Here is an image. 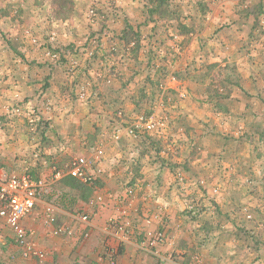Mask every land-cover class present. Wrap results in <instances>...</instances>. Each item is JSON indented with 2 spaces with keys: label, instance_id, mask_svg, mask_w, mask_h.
Instances as JSON below:
<instances>
[{
  "label": "crops",
  "instance_id": "1",
  "mask_svg": "<svg viewBox=\"0 0 264 264\" xmlns=\"http://www.w3.org/2000/svg\"><path fill=\"white\" fill-rule=\"evenodd\" d=\"M236 1L235 7L229 0L220 1L212 12L213 22L205 25L198 39L191 38V34L175 35L177 44H182L184 38L187 44L184 55L178 54L177 47L169 48L175 58L169 67L182 71L196 58L205 63L227 58L238 68L242 81L229 87L222 107L198 108L191 102L179 116L171 115L173 105L168 107L172 123L169 132L139 133L136 137L125 134L136 115L134 94L141 89L143 77L152 80L142 37L137 56L131 59L117 52L103 56L108 41L113 45L119 32L107 38L99 35V47L88 60L89 66H83V54L77 55L76 73L71 78L63 68H37L14 58L13 68L7 71L10 89L6 87L5 91V84L0 85V107L13 94L27 97L46 127L32 131L24 118L0 117V179L12 172H25L32 178L49 180L53 169H65L75 157L86 158L101 174L95 187L87 186L89 195L71 188L63 179L38 195L34 209L22 224L34 247L44 253L42 258L25 255L0 218V264H195L194 254L199 255V264H264V77L258 78L256 68L264 69V37L238 41L235 13L241 7ZM226 16L229 22L224 24ZM173 24L174 20L169 21L166 27ZM122 29L119 26L120 32ZM235 44L241 46L238 52ZM24 58L28 59L26 54ZM94 58L105 61L110 84L92 81L87 84V99L79 100L73 94L72 82L85 81L87 69L90 74L96 70ZM153 76L157 77L156 73ZM189 88L198 92L194 86ZM171 91L178 93V89ZM242 122L249 125L245 128L249 129L247 136L236 139L235 124L240 126ZM203 128H210V133L204 134ZM117 131L121 135L115 140ZM96 150L102 151L99 163L95 162ZM176 170L187 179L193 175L192 179L221 187L222 193L215 201L217 218L206 224V230L191 226L182 216ZM241 174L247 177L235 180ZM245 186L253 191L248 196L258 205L255 209L259 214L253 213L251 221H245L239 211L235 213V189L243 190ZM129 189L132 195L127 194ZM96 195L102 201L90 205L89 200ZM129 201L131 227L126 237L109 221ZM48 206L55 218L51 226L43 223ZM85 213L88 221L83 223L79 217ZM243 221L245 232L240 228ZM140 227L149 233L164 232L168 242L146 250L145 238L139 236ZM59 228L63 233L53 235L52 231ZM210 230L214 233L208 241L200 238V231Z\"/></svg>",
  "mask_w": 264,
  "mask_h": 264
},
{
  "label": "rangeland",
  "instance_id": "2",
  "mask_svg": "<svg viewBox=\"0 0 264 264\" xmlns=\"http://www.w3.org/2000/svg\"><path fill=\"white\" fill-rule=\"evenodd\" d=\"M153 1L0 0V85L5 84L3 86L5 91H7V88L10 89L7 86V71L13 68L14 58L23 60L25 65H33L37 68L42 66L52 69L63 68V73L67 77H74L78 64V60L74 58L83 54L84 60H86L83 61L85 63L83 66H89V61L92 60L94 52L99 47V35L107 38L108 34L119 32L115 36V45L109 44L108 41V47L104 48L105 53H103V56L117 52L134 59L137 54L135 56L131 53L133 46H125L121 37L124 31L130 27L135 33H139L140 38H143L141 41L142 45H145L144 51L146 57H148L147 66L150 69L149 71L152 72V80H150V76L143 77L141 89L134 94L135 101L133 102L136 108L133 113L135 112L136 115H133L134 120L130 125L134 126L142 123L146 118L154 115L156 120L154 128L141 134L169 132L172 123L169 117L170 114L166 109L171 105L174 106L171 111L172 116L175 114L179 116L187 108V103L191 102L195 103L198 108L208 106V108L215 109L217 106L222 107L221 102L225 99V96H228L229 87L233 84L236 86L242 81L238 68L228 62L227 58H220L219 62L212 63L210 61L201 62L199 58H196L194 62L186 63L187 67H190V71L186 69L187 67L184 68V65L185 70L182 68V71L177 69L172 71L169 67L175 63V58L171 55L169 48L173 46L172 48L176 49L177 47L179 49L178 54L184 55L185 43L187 44L185 38L182 44H177L178 41L175 38V35L178 36L176 19L191 29V38L198 39L205 25L210 21L213 22L212 12L222 0H168L169 8L176 14L168 20L149 15V11L154 5ZM229 4L235 7V0H229ZM236 4L241 7L235 13V37H240L238 41H251L250 37L252 38V36L263 38L264 0H237ZM228 19V16H226L223 23L227 24ZM172 20L175 24L172 27L169 25L166 27L168 22ZM113 26H116L115 29H113ZM119 26L123 28L121 32ZM155 35H157V39L154 37ZM154 44L158 46L155 48ZM240 47V45L235 44V51L238 52ZM25 54L27 60L24 58ZM146 57L143 58L145 63H147ZM10 58L12 59L9 60ZM92 62L96 63L94 65L96 70L90 74L87 69L88 73L85 81L75 79L72 82L75 85L73 94L79 100L87 99V89L89 87L87 84L92 81L101 82L103 80L102 82L106 81V84H110L109 70L104 65L105 61L95 59ZM256 68L259 69V73L264 70L263 67ZM153 73H156L157 77H154ZM259 73L257 74L258 78H263L264 74L260 75ZM257 75L255 78H257ZM163 76H165L164 79ZM248 78L251 79V77ZM190 86L196 87L198 92H191ZM146 89L150 90L149 94L145 93ZM174 89H178L177 94L172 93L171 90ZM92 97L94 98L96 95L92 94ZM5 99L6 102L4 103L7 105L4 104L0 107V117H21L26 120L32 131H43L46 124L42 122L36 108L27 102V97L19 98L18 95L13 94L12 97ZM242 123L243 125L240 126L235 124L236 139L247 136L249 129L246 130L245 128L249 125ZM202 131L204 134H208L211 130L210 128H203ZM95 157L96 162L99 163L102 157L97 158L96 155ZM176 171L174 178L177 181L178 193L182 199V216L191 226L206 230V224L215 222L214 219L217 218L215 201L222 193L221 187L218 185L210 186L204 179H192L193 175L188 176L187 179L180 170ZM241 177L246 178L247 176L241 174L235 180H239ZM196 192H198V196H196ZM252 192L246 186L243 190L235 189V213L239 211L245 221H251L253 213L259 214L255 209L258 205L248 196L252 195ZM187 204H190L196 212L194 216L188 213ZM260 205L262 207L263 204ZM160 213L162 212L160 211ZM245 221H243L242 226ZM240 228H243L242 231H244V226ZM138 232L139 236H143L145 240L149 234H153L147 232L144 228L141 229V227ZM157 232L160 231H155L154 234ZM161 233L164 235L163 244H165L168 242V238L164 232L161 231ZM213 233L211 230L208 232L200 231L199 235L203 234L200 238L208 241ZM244 240L248 241V239ZM244 243L240 242L242 245ZM196 255H193L194 262L199 264V255ZM259 255H263V253L260 252Z\"/></svg>",
  "mask_w": 264,
  "mask_h": 264
},
{
  "label": "built area",
  "instance_id": "3",
  "mask_svg": "<svg viewBox=\"0 0 264 264\" xmlns=\"http://www.w3.org/2000/svg\"><path fill=\"white\" fill-rule=\"evenodd\" d=\"M133 45L134 42L129 44L130 47ZM155 124V116L152 115L146 118L144 122L127 128L125 133L128 136L136 137L139 133L151 131ZM120 135V131H117L114 134L115 140L119 139ZM96 156L97 158L102 157V151L96 150ZM91 166L92 164L86 158L75 157L65 169H53L49 180L35 179L25 172H12L4 179H0V218L3 219L6 226L11 230L15 244L23 249L25 255H32L37 258L44 257V253L34 247V243L30 240V233L22 224L23 219L34 209L38 195L44 190H48L53 183L62 180L66 176L74 178L84 185L95 187L96 180L99 178L101 171L99 169L93 170ZM127 194L132 195V191L128 190ZM101 201L102 197L96 195L89 200V204L95 205ZM130 208L131 201L126 203L125 207H120L118 215L109 221V224L115 230L122 231L126 237H128L131 227L128 221ZM187 210L192 216L196 213L190 204H187ZM79 219L81 222L86 223L88 215L85 213ZM54 221L53 209L51 206H48L45 208L43 214V223L51 226ZM61 233H63L62 228L52 231L53 235ZM163 243L164 235L161 232H157L149 234L143 245L146 250H152ZM111 264L114 263L111 261Z\"/></svg>",
  "mask_w": 264,
  "mask_h": 264
},
{
  "label": "trees",
  "instance_id": "4",
  "mask_svg": "<svg viewBox=\"0 0 264 264\" xmlns=\"http://www.w3.org/2000/svg\"><path fill=\"white\" fill-rule=\"evenodd\" d=\"M154 5L151 7L149 11L150 16H157L159 19L168 20L171 17L176 16L168 5V0H157L153 1ZM177 22V29H178V35L187 37L189 36L191 29L188 28V26L183 25L180 20L176 19ZM122 41L125 43V46L129 45L131 42H134L133 49L131 50V53L136 56L138 50L140 49V35L139 33H135L132 28L128 27L127 30L124 31ZM63 181L69 185L71 188L80 190L82 193H86V195L90 194L91 190L87 187V185H84L77 181L74 178L71 177H64Z\"/></svg>",
  "mask_w": 264,
  "mask_h": 264
}]
</instances>
